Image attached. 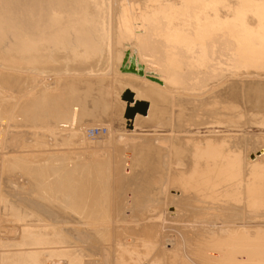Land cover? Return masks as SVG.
<instances>
[{
    "label": "bare ground",
    "instance_id": "6f19581e",
    "mask_svg": "<svg viewBox=\"0 0 264 264\" xmlns=\"http://www.w3.org/2000/svg\"><path fill=\"white\" fill-rule=\"evenodd\" d=\"M0 68L68 75L56 94L42 89L71 128L92 84L72 75L110 77V126L84 137H112L113 219L140 223L114 226L113 264H264V0H0ZM25 79L0 74L16 89ZM93 164L68 214L7 183L1 196L73 226L67 241L94 243L77 227L106 192ZM162 212L165 223L147 222ZM162 225L171 248L160 247ZM18 236L0 227V238ZM30 250L12 255L38 264Z\"/></svg>",
    "mask_w": 264,
    "mask_h": 264
},
{
    "label": "rangeland",
    "instance_id": "374dc122",
    "mask_svg": "<svg viewBox=\"0 0 264 264\" xmlns=\"http://www.w3.org/2000/svg\"><path fill=\"white\" fill-rule=\"evenodd\" d=\"M3 72L9 75L23 74L25 81L28 82L17 89L0 82V121L5 122L4 128L0 130V193L3 192L2 183H7L12 192L26 193L29 196L31 194L48 201L49 204L53 202L55 207H59L60 211L63 209V213L68 214L70 211L65 205L69 203L71 193L76 196L83 194V180L95 177L94 173L88 175V166L99 162L102 164L101 174L102 172L103 174L98 176H103V183L106 184L105 190L102 189L106 192L104 194L101 192L99 195L100 197L102 194L107 195V198L105 196L104 201L103 197L97 199L98 213L95 212L93 216L85 219V222L82 220L77 222V227L81 226V229H84L80 231L83 236L91 235L96 240L91 244H82L75 239H72V242L71 239L66 240L65 235L68 237L72 234L73 226L67 225L62 228L54 223L52 217L41 218L38 213L33 214L31 210H25L23 205L7 198L6 195L2 197L1 193L0 227L17 226L19 236L14 239L0 238V264H21L19 258L12 254L18 253L17 251L21 253V250L24 252L25 249L39 253L38 264H47L52 260H64L67 264H113L114 226L134 225L138 228L140 223L116 222L113 219V155L110 140L112 137L92 143L84 137V131L88 126H110L107 122L109 116L106 110L109 104L111 105L112 90L108 85L110 77L72 75L77 79H82L84 76L92 79V84L87 89L88 97L78 105L80 110H78L77 122L75 127L71 128L61 104L56 101L51 104L52 106L48 105V93L42 89L52 87L49 93L56 94L59 92L56 78L68 75L39 76L0 68V74ZM50 107L53 109L50 110ZM100 119L104 122H98ZM55 203L58 205L56 206ZM38 208L42 209V207ZM147 222L165 223L164 212L157 217L148 218ZM84 225L85 228L82 227ZM52 226L59 231L54 227L52 230ZM45 228L51 231L45 233ZM170 230L172 233L164 234L166 228L162 225L159 238L162 249L171 248L176 244L174 230Z\"/></svg>",
    "mask_w": 264,
    "mask_h": 264
},
{
    "label": "built area",
    "instance_id": "2783aa9c",
    "mask_svg": "<svg viewBox=\"0 0 264 264\" xmlns=\"http://www.w3.org/2000/svg\"><path fill=\"white\" fill-rule=\"evenodd\" d=\"M106 128L105 127H100V126H92L86 129V135L89 138H95L97 136L103 135L106 133Z\"/></svg>",
    "mask_w": 264,
    "mask_h": 264
}]
</instances>
